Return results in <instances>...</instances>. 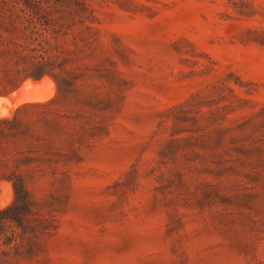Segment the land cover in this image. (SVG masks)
<instances>
[{
  "label": "rangeland",
  "instance_id": "1",
  "mask_svg": "<svg viewBox=\"0 0 264 264\" xmlns=\"http://www.w3.org/2000/svg\"><path fill=\"white\" fill-rule=\"evenodd\" d=\"M83 2L0 55L55 84L3 104L0 264H264V0Z\"/></svg>",
  "mask_w": 264,
  "mask_h": 264
},
{
  "label": "trees",
  "instance_id": "2",
  "mask_svg": "<svg viewBox=\"0 0 264 264\" xmlns=\"http://www.w3.org/2000/svg\"><path fill=\"white\" fill-rule=\"evenodd\" d=\"M72 5L78 6L79 12L88 14L84 18L93 17V10L83 0H0V55L13 59L16 66L15 69L7 68L6 72L16 76L27 70H30L29 74L35 75L45 72L50 66L48 60L41 54L29 55L28 52H38L44 45H49V40L40 37L39 33L51 31L57 34V27L65 25L64 14L72 16L77 13L78 10L73 9ZM54 38L58 43L57 38ZM20 60L34 62L27 67H19ZM26 106L28 104L18 106L15 111ZM6 120L1 118L0 123Z\"/></svg>",
  "mask_w": 264,
  "mask_h": 264
},
{
  "label": "bare ground",
  "instance_id": "3",
  "mask_svg": "<svg viewBox=\"0 0 264 264\" xmlns=\"http://www.w3.org/2000/svg\"><path fill=\"white\" fill-rule=\"evenodd\" d=\"M54 86L55 84H53V81H51L46 77H43L40 80H32L29 78L24 79L20 83V85L17 88H15L12 92H10L8 95H0V116H5L9 114V110L3 107L4 103H7L6 105H8L9 109L11 108L12 110L14 107H17L22 103L32 102V101H44L53 95ZM1 183L5 184L7 182L5 183L1 182ZM2 184L1 186H3ZM4 188L7 187H3V190L1 189L3 194L6 192L4 191ZM9 191L7 192L9 193ZM3 197H5V195ZM3 197L1 199H4ZM1 203H4V201L1 200Z\"/></svg>",
  "mask_w": 264,
  "mask_h": 264
},
{
  "label": "water",
  "instance_id": "4",
  "mask_svg": "<svg viewBox=\"0 0 264 264\" xmlns=\"http://www.w3.org/2000/svg\"><path fill=\"white\" fill-rule=\"evenodd\" d=\"M19 85H20V84H19ZM19 85H18V86H19ZM18 86H17V87H18ZM17 87H16V88H17Z\"/></svg>",
  "mask_w": 264,
  "mask_h": 264
}]
</instances>
